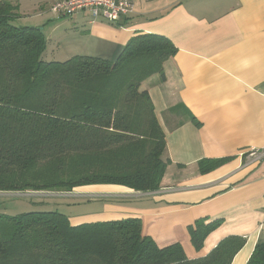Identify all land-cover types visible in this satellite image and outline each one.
I'll return each instance as SVG.
<instances>
[{
  "label": "trees",
  "instance_id": "obj_1",
  "mask_svg": "<svg viewBox=\"0 0 264 264\" xmlns=\"http://www.w3.org/2000/svg\"><path fill=\"white\" fill-rule=\"evenodd\" d=\"M21 17L17 1L0 0V193L33 199L93 185L159 190L169 164L166 137L141 86L155 75L166 80L175 45L139 34L115 61H46L43 30L18 25ZM227 161L203 159L199 171ZM220 225L196 221L189 229L194 247L201 250ZM245 244L231 236L189 260L178 243L158 247L138 218L72 225L57 211L0 214V264H232ZM247 264H264V242Z\"/></svg>",
  "mask_w": 264,
  "mask_h": 264
},
{
  "label": "crops",
  "instance_id": "obj_2",
  "mask_svg": "<svg viewBox=\"0 0 264 264\" xmlns=\"http://www.w3.org/2000/svg\"><path fill=\"white\" fill-rule=\"evenodd\" d=\"M12 1L19 4L18 25L41 28L54 61H115L139 34L171 40L177 53L165 63L166 80L155 75L141 86L166 137L169 164L160 189L144 194L97 185L110 192L104 200L119 202L104 204L90 223L138 218L158 247L178 243L189 260L228 237H243L232 264H247L264 242V158L250 156L264 150V0H135L134 13L120 25L85 13L57 19L55 0ZM203 159L228 161L202 174ZM73 218L72 225L82 224ZM201 219L221 225L198 251L189 229Z\"/></svg>",
  "mask_w": 264,
  "mask_h": 264
},
{
  "label": "rangeland",
  "instance_id": "obj_3",
  "mask_svg": "<svg viewBox=\"0 0 264 264\" xmlns=\"http://www.w3.org/2000/svg\"><path fill=\"white\" fill-rule=\"evenodd\" d=\"M17 24L19 23L17 22ZM50 46V48H52V43ZM50 52L51 51L44 56L46 61H52L54 59L52 55H50ZM84 188L85 189L83 190H78L72 193V195L57 192L56 195L52 194V198L28 199L18 197L20 196L19 193H0V214L15 216L21 213L35 211H57L68 217H74L73 219L75 221H80V223L86 224L90 223L93 218L103 211L104 204L119 202L117 199L104 200L107 199V196H104L110 195V192L101 191V186L93 185ZM133 199L134 200H131L132 203L137 200V198ZM92 214L94 215L90 216Z\"/></svg>",
  "mask_w": 264,
  "mask_h": 264
},
{
  "label": "built area",
  "instance_id": "obj_4",
  "mask_svg": "<svg viewBox=\"0 0 264 264\" xmlns=\"http://www.w3.org/2000/svg\"><path fill=\"white\" fill-rule=\"evenodd\" d=\"M135 11V0H55L51 12L57 19L72 18L85 13L92 21L103 20L117 25ZM251 157L264 158V150Z\"/></svg>",
  "mask_w": 264,
  "mask_h": 264
}]
</instances>
